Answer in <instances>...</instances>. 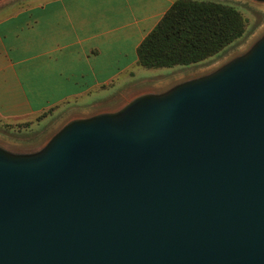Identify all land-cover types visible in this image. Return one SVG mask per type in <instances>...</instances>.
Returning <instances> with one entry per match:
<instances>
[{
	"label": "water",
	"instance_id": "obj_1",
	"mask_svg": "<svg viewBox=\"0 0 264 264\" xmlns=\"http://www.w3.org/2000/svg\"><path fill=\"white\" fill-rule=\"evenodd\" d=\"M200 75L0 135V264H264V35Z\"/></svg>",
	"mask_w": 264,
	"mask_h": 264
},
{
	"label": "crops",
	"instance_id": "obj_2",
	"mask_svg": "<svg viewBox=\"0 0 264 264\" xmlns=\"http://www.w3.org/2000/svg\"><path fill=\"white\" fill-rule=\"evenodd\" d=\"M16 1L0 7L2 136L49 111L104 106L115 83L144 80L138 48L177 0Z\"/></svg>",
	"mask_w": 264,
	"mask_h": 264
},
{
	"label": "trees",
	"instance_id": "obj_3",
	"mask_svg": "<svg viewBox=\"0 0 264 264\" xmlns=\"http://www.w3.org/2000/svg\"><path fill=\"white\" fill-rule=\"evenodd\" d=\"M243 14L227 3L177 0L138 48V65L144 69L194 66L224 52L246 34ZM44 113L37 122L47 118ZM33 123L5 125L7 131Z\"/></svg>",
	"mask_w": 264,
	"mask_h": 264
},
{
	"label": "rangeland",
	"instance_id": "obj_4",
	"mask_svg": "<svg viewBox=\"0 0 264 264\" xmlns=\"http://www.w3.org/2000/svg\"><path fill=\"white\" fill-rule=\"evenodd\" d=\"M215 2L227 3L234 6L240 11L247 21L245 36L229 46L220 55L198 65L194 66H177L174 68L163 69H142L139 77L144 79L134 84H128L127 82H117L110 88L108 93L109 103L114 102L118 104L120 97H124L127 92L152 94L156 93L154 86L160 88H168L172 82L178 81L181 77L192 79L198 78L202 75L200 73L211 71L215 67L229 62L232 58L248 53L252 46L264 35V2H257L254 0H208ZM17 2V1H14ZM13 2V3H14ZM191 77V78H190ZM124 85H128L127 87ZM153 89V90H152ZM128 92V93H129ZM124 98H122L123 100ZM118 100V101H117ZM107 108V107H106ZM111 112V111H110ZM67 113H61L59 115L50 116L40 122L34 123L29 128L7 131V140L16 143L20 150H31L42 146V142L52 129L58 125L60 119L64 118ZM17 147V148H18Z\"/></svg>",
	"mask_w": 264,
	"mask_h": 264
}]
</instances>
